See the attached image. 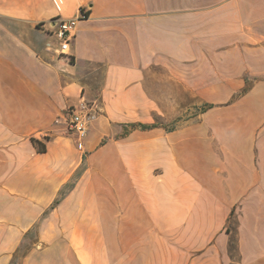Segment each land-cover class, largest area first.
<instances>
[{"label":"crops","instance_id":"crops-1","mask_svg":"<svg viewBox=\"0 0 264 264\" xmlns=\"http://www.w3.org/2000/svg\"><path fill=\"white\" fill-rule=\"evenodd\" d=\"M62 3L0 0V264H264V0Z\"/></svg>","mask_w":264,"mask_h":264},{"label":"built area","instance_id":"built-area-1","mask_svg":"<svg viewBox=\"0 0 264 264\" xmlns=\"http://www.w3.org/2000/svg\"><path fill=\"white\" fill-rule=\"evenodd\" d=\"M57 11L61 12L62 0H53ZM86 18V12L79 10L77 16L73 17H59L53 20L52 35L59 41V55L67 56L70 51V42L73 39L78 22ZM99 116V108L95 103L88 102L81 98L78 105L70 107L67 110L65 117L66 133L74 138L77 149L84 150V143L87 137L90 126L97 120Z\"/></svg>","mask_w":264,"mask_h":264},{"label":"rangeland","instance_id":"rangeland-1","mask_svg":"<svg viewBox=\"0 0 264 264\" xmlns=\"http://www.w3.org/2000/svg\"><path fill=\"white\" fill-rule=\"evenodd\" d=\"M52 43V45H53V47L52 48H54L55 46H56V44H57V48H59V41L56 39V37L55 36H52V37H49V36H46L43 40H42V44L43 45H45V44H47V43ZM49 46V45H48ZM186 118V116L184 115V117H182V119H183V121H180V124H182V122H184V119ZM186 120V119H185ZM172 125L173 124H170V125H168L170 128H172ZM174 126V125H173ZM96 238H98V239H100L101 238V235H97V237Z\"/></svg>","mask_w":264,"mask_h":264},{"label":"trees","instance_id":"trees-1","mask_svg":"<svg viewBox=\"0 0 264 264\" xmlns=\"http://www.w3.org/2000/svg\"><path fill=\"white\" fill-rule=\"evenodd\" d=\"M212 107H213V105H206L205 107L200 109V113H203V112L207 111L208 109H210ZM137 126L142 128V129L148 128V126L141 125V124L140 125H131V128H134V127H137ZM34 144L36 145V149H37L38 152H44L45 151V147L43 145H40V143L34 141Z\"/></svg>","mask_w":264,"mask_h":264},{"label":"water","instance_id":"water-1","mask_svg":"<svg viewBox=\"0 0 264 264\" xmlns=\"http://www.w3.org/2000/svg\"><path fill=\"white\" fill-rule=\"evenodd\" d=\"M49 27H53L51 24H49Z\"/></svg>","mask_w":264,"mask_h":264}]
</instances>
